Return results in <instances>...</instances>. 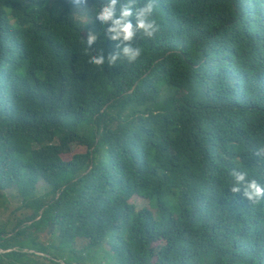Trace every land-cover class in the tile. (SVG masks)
Segmentation results:
<instances>
[{
	"label": "trees",
	"instance_id": "obj_1",
	"mask_svg": "<svg viewBox=\"0 0 264 264\" xmlns=\"http://www.w3.org/2000/svg\"><path fill=\"white\" fill-rule=\"evenodd\" d=\"M73 9L0 0V189L33 206L0 264H264V201L230 191L233 168L264 185V0H157L141 56L104 69Z\"/></svg>",
	"mask_w": 264,
	"mask_h": 264
},
{
	"label": "clouds",
	"instance_id": "obj_2",
	"mask_svg": "<svg viewBox=\"0 0 264 264\" xmlns=\"http://www.w3.org/2000/svg\"><path fill=\"white\" fill-rule=\"evenodd\" d=\"M71 4L75 9L73 15L86 14L83 27L90 21L99 25L88 28L86 36L81 34V29L79 31L85 54L90 53L88 63L97 69L118 65L122 60L135 62L142 54L139 41L154 38L160 31L155 18L157 0H96L91 6L89 0H71ZM109 40L114 41L115 46L105 56L103 45ZM93 45L97 47L93 48ZM255 155L264 157V145L255 151ZM230 175L233 178L231 193H240L243 189V196L251 204L264 201V185L254 178L249 179L245 171L236 168Z\"/></svg>",
	"mask_w": 264,
	"mask_h": 264
},
{
	"label": "rangeland",
	"instance_id": "obj_3",
	"mask_svg": "<svg viewBox=\"0 0 264 264\" xmlns=\"http://www.w3.org/2000/svg\"><path fill=\"white\" fill-rule=\"evenodd\" d=\"M73 11H75V9H73ZM74 16L79 20H81L82 22L86 19L85 13H80ZM75 146L76 145H73L68 153H63L62 157L64 159H68L71 157V155L74 152L85 150L84 147L82 148L80 146L78 147ZM35 195L37 197L42 198L45 201L48 200L52 196V193L50 191V186L46 184L43 180H39L36 183ZM129 201L133 203L137 209L148 206L147 199L139 196H132L129 199ZM32 209L33 206L31 204L25 203L22 200V196L18 193L16 187L2 189V190L0 189V226L5 227L6 230H9L18 219H21L24 216L29 215L32 212ZM42 229L43 230H36L33 228L31 229L33 233L32 235L33 237H35V240L39 244L46 246L51 245L52 243L56 244V240H54V236L50 234L51 229L49 225L43 226ZM47 249L51 250L52 252L55 251L53 248L48 247ZM25 250L32 252L31 249H25ZM4 251L5 250L0 249V252H4ZM33 252L36 254L37 261L44 264H51L50 261H47L44 258H42V256H44L42 253H37L35 251ZM58 259L59 261H61L60 257H58Z\"/></svg>",
	"mask_w": 264,
	"mask_h": 264
}]
</instances>
